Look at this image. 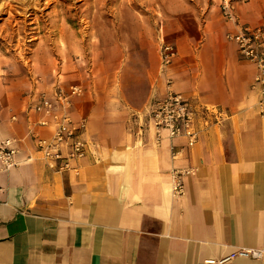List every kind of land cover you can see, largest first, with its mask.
Masks as SVG:
<instances>
[{"label": "crops", "instance_id": "0c3cea01", "mask_svg": "<svg viewBox=\"0 0 264 264\" xmlns=\"http://www.w3.org/2000/svg\"><path fill=\"white\" fill-rule=\"evenodd\" d=\"M238 16L252 26L264 19ZM230 30L209 19L199 38L173 43L169 74L198 112L195 144L166 132L156 139L147 115L161 82L143 106H132L112 80L105 94L91 88L71 102L72 121L86 122L77 173L58 172L31 142L20 145L18 165L0 171V264H218L239 248L263 257L227 264H264V115L252 86L256 68L226 39ZM45 91L0 107V142L28 132L39 118L29 106L41 94L53 98ZM178 169L193 170L180 199L171 194Z\"/></svg>", "mask_w": 264, "mask_h": 264}, {"label": "rangeland", "instance_id": "374dc122", "mask_svg": "<svg viewBox=\"0 0 264 264\" xmlns=\"http://www.w3.org/2000/svg\"><path fill=\"white\" fill-rule=\"evenodd\" d=\"M223 1L0 0V107L56 87L105 94L112 80L143 106L151 86L163 85L160 45L199 38L207 20H223ZM226 1L238 19L264 18V0Z\"/></svg>", "mask_w": 264, "mask_h": 264}, {"label": "built area", "instance_id": "2783aa9c", "mask_svg": "<svg viewBox=\"0 0 264 264\" xmlns=\"http://www.w3.org/2000/svg\"><path fill=\"white\" fill-rule=\"evenodd\" d=\"M222 18L232 25L227 32L226 39L233 42L241 57L253 64L256 74L253 79V88L258 94L260 115H264V19L258 25L242 23L233 11L231 4L224 0L220 6ZM177 57V50L172 42H164L159 48V73L163 78V94L154 99L148 111V119L154 129L157 140L166 132L171 139L186 136L189 144H195L199 132L194 128L197 111L194 107L173 88L169 74L171 65ZM83 95L80 86H69L67 89L56 87L53 98L41 94L39 100L29 106L39 118L31 125L28 132L21 138H11L0 142V171H10L18 163L15 159L22 144H33V152L41 159L49 162L57 161V171H73L77 173L75 163L83 160L87 153V142L83 138L86 122L84 120L74 123L69 114L73 99ZM209 110L201 108L200 114L205 119ZM15 120V117H12ZM48 129L49 136L42 137L35 130ZM35 158L29 154L26 162ZM193 173L192 169H178L171 173V194L180 199L184 195V178ZM262 250L239 248L229 256L218 261V264H227L235 258H249L260 260ZM206 263H215L207 261Z\"/></svg>", "mask_w": 264, "mask_h": 264}]
</instances>
